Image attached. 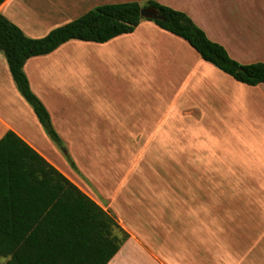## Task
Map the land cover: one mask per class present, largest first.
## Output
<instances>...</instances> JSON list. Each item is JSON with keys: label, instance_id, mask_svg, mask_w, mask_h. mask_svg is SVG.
Returning <instances> with one entry per match:
<instances>
[{"label": "crops", "instance_id": "1", "mask_svg": "<svg viewBox=\"0 0 264 264\" xmlns=\"http://www.w3.org/2000/svg\"><path fill=\"white\" fill-rule=\"evenodd\" d=\"M134 1L149 0H6L0 13L27 36L41 38L100 4ZM154 1L187 13L240 63H264V0ZM24 70L62 140L149 141V162L158 167L152 158L164 156L175 144L168 145L160 134L164 126H178L176 140L184 153L177 157V170L196 173L202 171L200 146L202 137L207 138L203 133L189 137L185 127L225 125L226 118L247 117L251 106L256 107L251 90H258V104H264V83L235 80L205 61L184 38L146 19L133 32L104 43L72 39L49 54L31 57ZM149 94L169 99L163 116H154V109L161 110L151 108ZM10 130L70 178L49 153L51 138L0 52V139ZM187 161L192 163L185 165ZM145 183H116L108 205L111 192L96 195L77 184L129 233L107 264H264V197L149 196Z\"/></svg>", "mask_w": 264, "mask_h": 264}, {"label": "trees", "instance_id": "2", "mask_svg": "<svg viewBox=\"0 0 264 264\" xmlns=\"http://www.w3.org/2000/svg\"><path fill=\"white\" fill-rule=\"evenodd\" d=\"M6 0H0V6ZM157 10L160 18L142 15ZM184 38L201 57L235 80L264 83V63L243 64L211 40L185 12L149 0L99 5L41 38L0 13V51L13 80L48 136L62 139L50 113L32 91L24 66L72 40L104 43L133 32L142 20ZM72 166L76 168L72 161ZM129 238L115 217L14 131L0 139V259L4 264H107Z\"/></svg>", "mask_w": 264, "mask_h": 264}, {"label": "rangeland", "instance_id": "3", "mask_svg": "<svg viewBox=\"0 0 264 264\" xmlns=\"http://www.w3.org/2000/svg\"><path fill=\"white\" fill-rule=\"evenodd\" d=\"M140 4L144 6L146 3ZM228 78L229 82H236L232 77ZM236 91L240 93L239 90ZM250 94L251 104L256 107L251 106L247 117L244 115L234 120L226 118L225 125L185 127L184 130L189 137L206 134L207 139L204 140L202 137L200 146L202 171L198 173L183 171L182 167L181 170H177V157L184 153L179 150L176 140L178 126H164L166 131L160 134L165 136L168 145L175 143L176 146L172 145L171 150L163 152L165 155L159 159L152 158L154 162L160 164L158 167L149 162V141L62 140V144L59 145L51 140L52 147H47V144L46 147L49 153L58 159V165L81 188L96 195H101L105 189L111 192L109 197L106 196V205L112 201L113 186L118 182L127 181L135 184L145 181V188H149V196L258 199L264 197V190L261 189L264 183V104H258V101H262L258 90H251ZM165 99L169 100L167 97ZM165 99L158 94H149L151 108L161 110L156 112L154 109V116L160 117L166 113L163 111ZM72 161L76 168L72 166ZM191 163L187 161L185 165ZM158 168L175 170L160 172L157 171ZM94 169L98 170L97 173L91 174ZM5 261L6 259L1 258L0 264H4Z\"/></svg>", "mask_w": 264, "mask_h": 264}, {"label": "water", "instance_id": "4", "mask_svg": "<svg viewBox=\"0 0 264 264\" xmlns=\"http://www.w3.org/2000/svg\"><path fill=\"white\" fill-rule=\"evenodd\" d=\"M142 15L150 18V19H158L160 18V15L158 14L157 10L153 9V8H144L141 11Z\"/></svg>", "mask_w": 264, "mask_h": 264}]
</instances>
